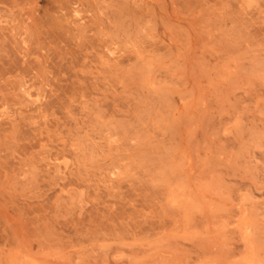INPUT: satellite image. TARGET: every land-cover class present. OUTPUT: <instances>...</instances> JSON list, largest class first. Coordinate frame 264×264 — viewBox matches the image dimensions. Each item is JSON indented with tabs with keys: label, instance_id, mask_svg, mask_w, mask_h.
Wrapping results in <instances>:
<instances>
[{
	"label": "rangeland",
	"instance_id": "rangeland-1",
	"mask_svg": "<svg viewBox=\"0 0 264 264\" xmlns=\"http://www.w3.org/2000/svg\"><path fill=\"white\" fill-rule=\"evenodd\" d=\"M0 264H264V0H0Z\"/></svg>",
	"mask_w": 264,
	"mask_h": 264
}]
</instances>
